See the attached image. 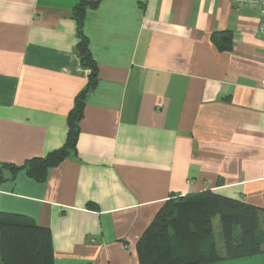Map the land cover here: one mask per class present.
Listing matches in <instances>:
<instances>
[{
  "label": "crops",
  "instance_id": "obj_1",
  "mask_svg": "<svg viewBox=\"0 0 264 264\" xmlns=\"http://www.w3.org/2000/svg\"><path fill=\"white\" fill-rule=\"evenodd\" d=\"M80 1L0 0V165L65 142L89 75L76 50ZM257 18L234 0L87 7L98 80L75 148L42 180L1 168L0 212L48 228L54 264H139L138 239L170 198L211 190L264 209ZM204 264H264V252Z\"/></svg>",
  "mask_w": 264,
  "mask_h": 264
},
{
  "label": "trees",
  "instance_id": "obj_2",
  "mask_svg": "<svg viewBox=\"0 0 264 264\" xmlns=\"http://www.w3.org/2000/svg\"><path fill=\"white\" fill-rule=\"evenodd\" d=\"M101 0H81L73 8L76 20V50L82 67L89 69L86 86L75 96L67 115L64 144L43 157H32L22 165L2 164L12 173L20 168L42 180L48 167L74 150L78 122L87 91L97 83V64L82 32L87 7ZM228 43L229 36H225ZM228 43L224 48H228ZM219 219V238L213 218ZM139 264H204L248 257L264 252V209L243 200L205 190L170 198L163 202L136 244ZM0 264H54L50 232L21 214L0 212Z\"/></svg>",
  "mask_w": 264,
  "mask_h": 264
},
{
  "label": "built area",
  "instance_id": "obj_3",
  "mask_svg": "<svg viewBox=\"0 0 264 264\" xmlns=\"http://www.w3.org/2000/svg\"><path fill=\"white\" fill-rule=\"evenodd\" d=\"M234 4L238 8H248L254 10L258 14L256 30L259 39L264 46V0H234ZM262 88L264 89V76L262 78Z\"/></svg>",
  "mask_w": 264,
  "mask_h": 264
},
{
  "label": "rangeland",
  "instance_id": "obj_4",
  "mask_svg": "<svg viewBox=\"0 0 264 264\" xmlns=\"http://www.w3.org/2000/svg\"><path fill=\"white\" fill-rule=\"evenodd\" d=\"M219 219H218V216H215L213 218V231H214V234L216 236V239L217 237L219 238Z\"/></svg>",
  "mask_w": 264,
  "mask_h": 264
}]
</instances>
